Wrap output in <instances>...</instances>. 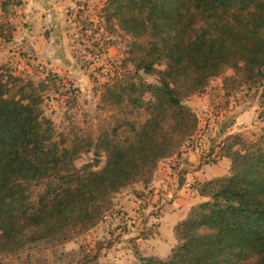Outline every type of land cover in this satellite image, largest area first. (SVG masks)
I'll use <instances>...</instances> for the list:
<instances>
[{"label": "trees", "instance_id": "trees-1", "mask_svg": "<svg viewBox=\"0 0 264 264\" xmlns=\"http://www.w3.org/2000/svg\"><path fill=\"white\" fill-rule=\"evenodd\" d=\"M14 1L3 0V9ZM98 17L121 29L125 46L82 126L57 131L44 110L62 87L77 100L71 80L53 70L38 81L0 70L1 261L29 263L31 245L72 241L102 220L114 194L147 188L160 162L198 132L187 100L213 79L225 98L256 89L264 123V0H104ZM14 30L0 21V39L11 41ZM217 155L229 170L195 183L204 200L175 225L169 254L136 251L129 264H264V130L228 134ZM80 248L75 264L99 259V244Z\"/></svg>", "mask_w": 264, "mask_h": 264}, {"label": "rangeland", "instance_id": "rangeland-1", "mask_svg": "<svg viewBox=\"0 0 264 264\" xmlns=\"http://www.w3.org/2000/svg\"><path fill=\"white\" fill-rule=\"evenodd\" d=\"M0 0V21H8L12 23L11 19L16 13L17 9L13 6L3 9ZM103 3V0H98ZM14 3V2H13ZM95 8L100 4L94 2ZM13 9V10H11ZM88 17L83 12L78 18V26L82 33L88 37V41L96 48L104 44L106 47L107 42L116 40L113 51H109L105 62H99L92 68H97L95 71H89L88 74L83 76H74L73 74H61L67 80H71L76 91V101L72 98H67L63 95L66 88L62 87L60 93H51L46 98L44 103V110L46 116L52 120L57 131L70 130V128L80 127L83 125L84 116H94L97 109L99 100L98 87L101 83L106 81L111 75L113 70L119 64L122 58L121 51L125 46V40L122 38V31L117 26L108 27L106 23H99L92 18H96L94 12L88 11ZM14 26L17 23H12ZM11 43L0 40V70L7 67L12 68L17 74L26 75L34 80H40L45 77L46 72L52 68L46 64H38L30 62V71L27 68H20L18 61L14 58V54L10 51ZM91 47V46H90ZM88 47V51H90ZM16 51L22 50L21 48H14ZM26 53V51H23ZM32 58V57H31ZM89 67L93 62L91 59L84 62ZM82 66V64H81ZM83 67V66H82ZM115 67V68H113ZM96 73V74H95ZM146 79L150 82H158L156 76L146 75ZM221 79H213L210 85L206 88L204 93L196 94L187 100L200 118V132L206 133V130L211 128H218L221 125L230 127L234 120L236 113V105L256 106L258 105L257 122L254 123L255 128H250L245 132L250 138L255 134H259L264 130V123L259 117L262 108L260 106V96L256 93V89L244 86L236 90V92L229 98L223 96L221 91ZM228 101V103H227ZM223 118H219L220 116ZM260 119L261 124L258 122ZM210 128V129H209ZM194 137V136H193ZM186 140L178 152L184 150L186 146H193L197 141L196 138ZM176 152V154L178 153ZM93 154H84L81 158L76 160V165L80 166L85 162L92 160ZM163 160L167 165L171 162ZM229 162V160L227 159ZM105 163V157L102 159L101 166ZM208 169V168H207ZM214 173L207 171V176L212 177ZM152 187V185H149ZM144 188L142 183L123 188L120 192L114 194L113 204L111 208L105 213L99 223L83 235L76 237L74 240L65 244L51 246L47 243L31 245V248L26 252H30L31 257L29 263H21L16 258H10L8 261L0 260V264H75L77 256L81 254V245L83 244L88 248H100L99 259L86 264H129L136 259V251L144 254L151 245L143 242L146 238L150 237L158 231L157 218L159 217L160 208L157 207L158 194L156 190L158 187L149 189ZM159 189V188H158ZM161 192H164L161 191ZM168 237L175 239L173 230L167 231ZM142 238V239H140ZM169 240L164 244L165 248L169 246ZM176 242V239H175ZM168 251V250H167ZM166 252V250H165ZM164 256L167 255L163 254ZM23 255V259H25Z\"/></svg>", "mask_w": 264, "mask_h": 264}, {"label": "crops", "instance_id": "crops-1", "mask_svg": "<svg viewBox=\"0 0 264 264\" xmlns=\"http://www.w3.org/2000/svg\"><path fill=\"white\" fill-rule=\"evenodd\" d=\"M94 2H99L100 5L95 8ZM80 4L91 5L93 9L90 12H94L96 16L92 20L99 22L98 13L103 3L98 0H20V3L15 4L17 11L11 21L17 25L15 24L13 39L7 43L12 44L10 51L15 55L14 58L20 68H27L30 71V62L46 64L60 75L73 74L83 76L85 79L84 74H88V68L81 66L71 39V34L77 31L71 21L74 14L77 16V22L82 12L88 17V11L77 9ZM14 48L22 50L16 51ZM108 49L112 52L114 46ZM27 53L32 58L28 57ZM247 105L235 106L236 115L230 127L221 125L219 129L209 128L208 138L205 136L207 134L201 133L199 129L193 137L197 141L193 146H186L183 151L166 158L165 161L171 162V165L160 162L150 183L152 187L149 186V189L159 188L155 195L160 192L156 202L161 211L156 220L158 231L145 240L140 238L151 245L144 254L160 257H165L163 254L166 253L168 255L177 240L175 242V234V239L169 238L167 231L173 230L174 233L175 225L186 216L190 207L204 200L195 188V183L227 173L230 160L217 155L219 143L230 133L240 132L248 136L244 131L255 128L258 105ZM258 122L261 124L260 119ZM208 170L214 173L211 178L206 175ZM163 190L164 192H161ZM167 240L169 246L165 248Z\"/></svg>", "mask_w": 264, "mask_h": 264}, {"label": "built area", "instance_id": "built-area-1", "mask_svg": "<svg viewBox=\"0 0 264 264\" xmlns=\"http://www.w3.org/2000/svg\"><path fill=\"white\" fill-rule=\"evenodd\" d=\"M77 9L79 11H82V10L83 11H91L93 9V7L91 5H87V4H80V6H78ZM76 17L77 16L74 14V16L72 17V20H71L72 23L74 24V26L77 28V31H75L71 34L72 44H73L75 53L79 57L80 62H81L83 67L84 66L87 67L88 62L87 63H84V62L88 61V59H91L93 61L90 63L89 67H87L89 71L93 72L97 68H95V67L92 68V66H94L97 63L102 62V61L105 62V59L108 56V52H107L108 49H107V47H104V45H101V46H98L95 48L88 41V37L80 31V28L78 26L79 20L77 22ZM88 47H90V49H91L90 51H88ZM27 55H28V57H32L29 53H27ZM113 68H115V67H113ZM209 133H210V130H206L205 134H207V135H205V136L207 138L209 137Z\"/></svg>", "mask_w": 264, "mask_h": 264}]
</instances>
